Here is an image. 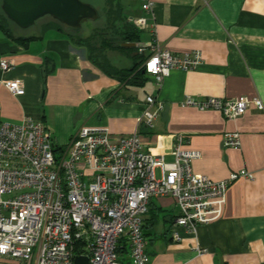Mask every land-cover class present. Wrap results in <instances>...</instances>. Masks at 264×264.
Returning a JSON list of instances; mask_svg holds the SVG:
<instances>
[{
    "label": "crops",
    "instance_id": "1",
    "mask_svg": "<svg viewBox=\"0 0 264 264\" xmlns=\"http://www.w3.org/2000/svg\"><path fill=\"white\" fill-rule=\"evenodd\" d=\"M115 1L140 39L122 42L124 50L107 49L94 59L57 28L27 45L17 43L3 31L0 13V58L15 60L11 69H0V119L42 121L61 147L85 126H105L114 135L138 132L143 148L164 152L167 161L174 159L177 135H183L182 148L201 152L192 163L194 171L216 180L232 171H251L253 178L229 186L222 215L200 225L196 236L180 229L182 239L173 238L180 210L170 195L151 198L143 231L151 264H264V109L251 107L226 119L217 110L183 105L187 95H248L264 101V0H150L151 11L144 9V0ZM139 18L148 25H137ZM152 42L177 54L201 50V64L173 69L158 83L145 71L149 48L139 51ZM133 67L127 79L119 77L123 68ZM10 78L23 80L25 94L9 91L3 80ZM149 95L165 104L153 128L139 120ZM227 131L240 133L239 147L224 146ZM156 171L161 176L160 168ZM197 243L206 250L203 255L195 249ZM127 262L131 264L130 253ZM0 264L37 261L0 255Z\"/></svg>",
    "mask_w": 264,
    "mask_h": 264
},
{
    "label": "built area",
    "instance_id": "2",
    "mask_svg": "<svg viewBox=\"0 0 264 264\" xmlns=\"http://www.w3.org/2000/svg\"><path fill=\"white\" fill-rule=\"evenodd\" d=\"M144 9L153 3L144 0ZM147 26L146 18L135 20ZM149 48L145 70L161 83L171 70H190L202 61L201 50L173 53L156 42ZM15 66L13 58H0V69ZM14 95L26 92L22 79H4ZM184 106L220 111L236 119L255 107L264 109L260 96L229 98L187 95ZM165 104L154 95L146 98L140 122L155 127ZM167 161L162 151L143 148L138 132L114 135L105 126L82 127L59 153L50 129L25 117L21 123L0 119V255L37 264H75V247L90 264H124L118 247L123 238L130 244L131 264H151L143 218L152 197L176 199L173 238L182 239L180 229L196 236L198 227L217 220L223 211L229 186L240 178H253L247 169L232 171L216 180L193 169L201 152L184 149L183 135ZM225 147L241 145L238 131L224 133ZM160 168L161 176L156 169ZM200 255L206 250L197 243Z\"/></svg>",
    "mask_w": 264,
    "mask_h": 264
},
{
    "label": "trees",
    "instance_id": "3",
    "mask_svg": "<svg viewBox=\"0 0 264 264\" xmlns=\"http://www.w3.org/2000/svg\"><path fill=\"white\" fill-rule=\"evenodd\" d=\"M94 1L96 3L97 2L102 3L101 8L98 6L100 12V18L95 21H106L104 27L95 28L90 35L83 36L81 33L82 29L79 31H75L71 29L67 30L63 27V25L59 21H56L52 17L48 16L50 17V19L41 23V34L45 33L51 28H57L58 30L63 31L70 37V40L73 42L74 45L85 48L87 52V56L90 59H94L96 55L102 54V51L107 49L124 50L121 47L122 42L123 43L127 41L134 42L140 39V34L132 29L131 21H128L127 18L122 14V7L119 2L115 0H94ZM0 13L2 17L1 27L3 31L6 33L8 37H10L15 42L23 45H27L28 43L42 37L41 34H31V35L15 34L11 28V23L13 24L15 23L12 22L3 12L1 8V0H0ZM135 70L136 67L129 68L128 70H125L123 68L120 71L121 73H119L120 74L119 77L122 80H125L129 76L130 71L134 72ZM141 73H142V69H140V71L139 70L136 71V73L132 78L134 80L139 79ZM136 74L138 76H136ZM65 148L66 147H61L56 145L54 151L56 153H59L61 151H64ZM118 251L123 257L124 264H130L127 262V256L128 253H130V244L127 238H123L121 240L120 245L118 247ZM75 252L77 254L82 253L81 244H78L75 247Z\"/></svg>",
    "mask_w": 264,
    "mask_h": 264
},
{
    "label": "water",
    "instance_id": "4",
    "mask_svg": "<svg viewBox=\"0 0 264 264\" xmlns=\"http://www.w3.org/2000/svg\"><path fill=\"white\" fill-rule=\"evenodd\" d=\"M1 8L21 28L32 27L43 17L50 16L65 29L79 31L86 21L100 18L99 9L84 0H1ZM74 262L90 264L89 257L81 254L75 256Z\"/></svg>",
    "mask_w": 264,
    "mask_h": 264
},
{
    "label": "rangeland",
    "instance_id": "5",
    "mask_svg": "<svg viewBox=\"0 0 264 264\" xmlns=\"http://www.w3.org/2000/svg\"><path fill=\"white\" fill-rule=\"evenodd\" d=\"M87 2H90L91 4H93L95 7L98 8V6L101 8L102 7V3L100 2H95L94 0H85ZM50 17H44L42 20L38 21L37 24H35L32 27L29 28H21L18 25H15L13 23H11V28L14 31L15 34H24V35H31V34H41V23L45 22L47 20H49ZM106 24V21H86L82 27V35L83 36H88L92 33V31L95 28H100V27H104ZM82 54H85V49H81ZM116 53L113 52V56H115Z\"/></svg>",
    "mask_w": 264,
    "mask_h": 264
}]
</instances>
